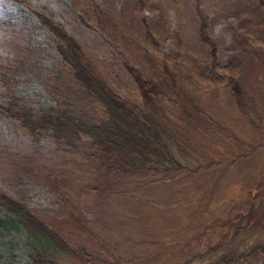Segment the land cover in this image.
Returning a JSON list of instances; mask_svg holds the SVG:
<instances>
[{"label":"rangeland","instance_id":"1","mask_svg":"<svg viewBox=\"0 0 264 264\" xmlns=\"http://www.w3.org/2000/svg\"><path fill=\"white\" fill-rule=\"evenodd\" d=\"M24 1L0 0V191L65 233L80 252L66 264H211L264 245V0ZM94 6L116 35L80 11ZM35 11L78 40L126 103L140 99L124 63L164 88L170 75L199 103L201 116L188 126L167 100L160 110L161 122L181 134L186 149L174 155L186 175L156 181L94 152L81 161L49 131L31 137L3 110L12 101L36 113L66 92L83 100L87 120L102 116L56 77L64 70L56 41ZM228 77L241 87L237 99ZM63 197L88 230L74 226ZM32 253L22 231L0 237V264H27ZM243 264H264V255Z\"/></svg>","mask_w":264,"mask_h":264},{"label":"trees","instance_id":"2","mask_svg":"<svg viewBox=\"0 0 264 264\" xmlns=\"http://www.w3.org/2000/svg\"><path fill=\"white\" fill-rule=\"evenodd\" d=\"M12 1L25 3L24 0ZM137 2L143 4V0ZM194 10L200 18L198 7ZM80 11L86 19L97 20L109 36L116 35L117 28L114 27V30L109 21L100 15L96 6L84 7ZM34 14L54 36L55 49L59 57L61 56V62L68 64L66 67L63 63L64 70L57 71L56 77L64 79L68 87H76L81 92V99L84 97L94 99L93 101L101 109L102 116L91 123L82 114L83 100L66 92L59 97L60 100L55 101L53 107L48 106L49 109L46 107L39 110L40 112L34 113L30 108L16 106L12 101L3 106V110L9 116L16 117L19 126L21 125L20 127L31 137L39 136V131L46 130V127L48 131L51 128L49 133L56 144L67 148L72 154H81V161H84V154L94 152L98 158L115 157L125 167V171H143L153 176L156 181L172 183L181 179L176 177L186 175L189 172L188 167L174 155L176 148H180L181 152L186 149L181 134L178 140L173 134V128L161 122L160 110L162 103L167 100L175 120L184 122L188 126V124L193 125L201 116L199 103L170 75L167 76L169 83L164 88L150 78L141 77L130 65L124 63L140 99L139 103H126L96 73L90 58L76 38L41 12L35 11ZM202 26L200 24L198 27L199 36L207 41L202 34ZM210 47L212 50V45ZM66 60L70 62L67 63ZM162 68L166 75L168 73L166 66L162 65ZM227 84L234 99H237L241 87L229 77ZM54 182L56 181H52L53 184ZM62 205L65 213L69 212V219L75 224L74 226L88 230V226L84 225L77 216L74 206L65 197L62 199ZM53 219L58 221L55 217ZM242 228L243 226L239 227ZM9 231H22L26 234L33 249V253L28 256L27 264H66L69 257L80 258V252L68 243L62 230L50 226L42 214L38 215L0 191V237ZM220 245L222 244L215 243L213 246ZM261 254L264 255V245L258 244L250 247L246 253L224 252L211 264H243L251 257Z\"/></svg>","mask_w":264,"mask_h":264},{"label":"bare ground","instance_id":"3","mask_svg":"<svg viewBox=\"0 0 264 264\" xmlns=\"http://www.w3.org/2000/svg\"><path fill=\"white\" fill-rule=\"evenodd\" d=\"M59 43H60V42H59ZM60 44H61V43H60ZM61 47H62V46H61ZM59 54H60V53H59ZM62 57H63V56H62ZM69 57H70V56H69ZM69 57H67V58L69 59ZM60 58H61V56H60ZM64 59H65V58H64ZM64 59H63V60H64ZM61 60H62V59H61ZM69 60H70V59H69ZM66 62H67V60H66ZM69 62H70V61H69ZM69 62H67V63H69ZM61 63H62V62H61ZM63 63H64V61H63ZM63 63H62V64H63ZM64 64L66 65V63H64ZM67 65H68V64H67ZM67 65H66V67H67ZM62 66H64V65H62ZM68 68H69V67H68ZM68 74H69V73H68ZM66 76H67V75H66ZM100 80H101V79H100ZM89 95H90V94H89ZM95 95H96V94H95ZM53 96H54V95H53ZM56 96H57V95H56ZM58 96H59V95H58ZM96 97H97V96H96ZM79 98H81V97H79ZM52 99L54 100V98H52ZM57 100H58V99H57ZM59 100H60V99H59ZM93 100H94V99H93ZM55 101H56V100H55ZM63 101H64V100H63ZM68 102H69V101H68ZM71 102H72V101H71ZM71 102H70V103H71ZM73 102H74V101H73ZM73 102H72V103H73ZM75 102H76V101H75ZM53 103H54V102H53ZM62 103H63V102H62ZM63 104H64V103H63ZM68 104H69V103H68ZM76 104H77V102H76ZM69 105H70V104H69ZM77 105H78V104H77ZM84 105H85V103H84ZM53 106H54V105H53ZM53 106H49V107H53ZM78 106H80V105H78ZM82 106H83V105H82ZM49 107H48V109H49ZM56 107H57V106H56ZM58 107H59V106H58ZM64 107H65V106H64ZM19 108H21V107H19ZM27 108H28V107H27ZM27 108H26V109H27ZM62 108H63V107H62ZM17 109H18V108H17ZM26 109H24V110H26ZM43 109H46V108H43ZM50 109H51V108H50ZM55 109H56V108H55ZM81 109H82V107H81ZM52 110H53V109H52ZM52 110H51V111H52ZM64 110H65V108H64ZM28 111H29V110H28ZM32 111H33V110H32ZM10 112H11V111H10ZM33 112H34V111H33ZM39 112H40V111H39ZM41 112H42V111H41ZM53 112H55V111H53ZM56 112H57V111H56ZM56 112H55V113H56ZM8 113H9V112H8ZM15 113H16V112H15ZM29 113H31V112H29ZM13 114H14V113H13ZM49 114H50V113H49ZM51 114H52V112H51ZM28 115L31 116V114H28ZM33 117H34V116H33ZM39 117H40V116H39ZM15 118H16V117H15ZM27 118H28V117H27ZM30 118H31V117H30ZM36 118H37V117H36ZM40 119H41V118H40ZM25 120H26V119H25ZM38 120H39V118H38ZM85 120H86V119H85ZM34 121H35V119H34ZM25 123H27V121H26ZM31 123H32V122H31ZM36 123H37V122H36ZM91 123H92V122H91ZM84 124H85V123H84ZM99 124H100V122H99ZM20 126H21V125H20ZM42 126H43V125H42ZM96 126H97V125H96ZM43 127H45V126H43ZM43 127H42V128H43ZM48 128H49V127H48ZM96 128H97V127H96ZM43 129H44V128H43ZM23 130H24V129H23ZM50 130H51V128H50ZM50 130H49V131H50ZM46 131H48V130H47V127H46L45 132H46ZM46 133H47V132H46ZM221 153H222V152H221ZM83 154H84V153H83ZM83 156H85V154H84ZM223 156H224V155H223ZM229 156H230V155H229ZM223 248H224V247H223ZM221 250H222V249H221ZM218 253H219V252H218ZM218 253H217V254H218Z\"/></svg>","mask_w":264,"mask_h":264}]
</instances>
